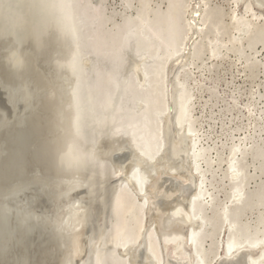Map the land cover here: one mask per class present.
I'll return each mask as SVG.
<instances>
[{
	"label": "bare ground",
	"instance_id": "1",
	"mask_svg": "<svg viewBox=\"0 0 264 264\" xmlns=\"http://www.w3.org/2000/svg\"><path fill=\"white\" fill-rule=\"evenodd\" d=\"M38 1L43 18L57 15L56 33L66 58L57 59L56 70L71 82L65 121L61 117L65 134L54 164L68 177V190L80 188L88 175L110 172L105 179L116 182L110 207L116 216L113 248L98 254L94 264H264V61L259 51L264 49V14L255 9L264 8V0H229V12L212 0H124L125 9L111 15L104 3L95 13L91 0ZM241 3L246 4L243 14L235 8ZM0 4L4 7L7 0ZM231 55L244 64L250 82L261 81L259 93L253 92L246 105L254 113L244 115L248 124L231 134L223 122L219 136L227 138L225 143L202 131L213 142L203 145L197 94L204 97L206 89L212 100L220 95L217 86L207 89L194 71L203 77L217 73V62ZM85 64L92 66L91 73ZM143 70L151 83L146 93ZM136 102L149 107L150 122L135 119ZM240 107L235 99L220 114L234 116ZM201 109L205 112L207 105ZM131 127L142 128L132 139ZM104 140L119 144L110 163L94 151ZM78 206V200L72 202L65 222L80 230L85 220ZM162 240L172 244L174 256L167 255ZM75 246L80 248L76 238Z\"/></svg>",
	"mask_w": 264,
	"mask_h": 264
},
{
	"label": "rangeland",
	"instance_id": "2",
	"mask_svg": "<svg viewBox=\"0 0 264 264\" xmlns=\"http://www.w3.org/2000/svg\"><path fill=\"white\" fill-rule=\"evenodd\" d=\"M35 1L33 0V4L31 0H7L5 8L0 6V14H2L0 15V264H94L98 254H108L113 248L115 239L113 223L116 222V216L110 207L115 205L113 191L116 189V182L113 179L107 180L111 177L110 172H108V176L106 174L104 177L97 176L99 179L102 178L103 183H100L101 180L98 182V178H95L96 175L94 178L91 177L92 179H88L90 177L88 175L87 178L83 177L81 180L80 188L68 190V177L63 175L54 164V159L57 156L55 151L61 145L60 140L64 138L65 134L62 126L65 125V105L68 102L66 94L70 93L67 88L71 82L66 75L60 74L58 68L56 70V67H59L57 59L66 58L64 57L66 50L60 44L61 39L56 33L59 29L57 15L48 19L43 18L44 14H41L44 13V7L40 6L41 3L38 0ZM212 1L214 4L227 8V12L233 7L229 0ZM102 3L106 6L104 7L107 8L108 15L116 10L120 12L125 9L124 0H91L92 10L98 13ZM39 8L40 10H38ZM235 8L239 14L246 12L245 3L235 6ZM255 9L264 14L263 7L255 5ZM59 10L54 9L58 14ZM48 20L49 24H46ZM225 20L228 22L229 18ZM262 20L264 22V18ZM54 28L56 29L54 30ZM261 48H259L260 59L264 61V49ZM55 64L57 65L55 66ZM217 65L218 72L212 75L207 73L203 77L194 71L196 78L206 85L207 89L217 86V92L220 95L216 102L215 99L210 98V93L206 89L202 91V93H206L204 97L197 94L196 117H204L202 120L203 129L200 134L203 145H213V142L202 137V131L204 134L209 132L214 137L213 140H218L221 138L223 122L226 124L225 129L226 132H229L228 134H231V131L239 126L245 128L248 120L244 115L254 113V111H247L246 105L253 92L258 94L260 91L258 86L261 81L259 80L258 84L250 82L245 74L244 64L239 63V60L232 55L230 59L221 63L217 62ZM89 66V64L84 65L87 74L93 70L92 66H90L91 68ZM87 69L91 70L87 71ZM66 80L68 81L66 82ZM260 92L264 93V90ZM235 99L241 105L240 111L234 115L237 123L228 125V121L234 116L228 114L225 117L220 113H225L229 109L228 107L235 105ZM204 103L207 105L205 112L201 109V106H206ZM213 114L218 117V119L215 117V121H211ZM217 135L218 137H216ZM226 139L223 137L224 143ZM109 141H102L94 150L97 155L99 152L100 159L102 157L100 161L107 162L109 160L108 163L111 162L110 158L113 160L115 156V146L119 145ZM219 145H222L221 141H219ZM89 174L91 175V173ZM76 200L80 204L78 208L84 215L85 224L86 208L88 209L89 228L86 245H83V239H78L79 234L85 229V224H82L78 230V228H70V220L65 222V217L70 218L69 211L72 202H76ZM62 204L66 205L65 208ZM111 212H113L114 218L111 216ZM74 238L81 248L82 245L86 247L84 255H82V252L85 251L84 247L81 250V255H77L80 248L78 249V246L74 248ZM110 240L112 242H108ZM89 241L92 242V246ZM162 242L166 247L167 255L174 256L172 244L165 243V240ZM105 245L106 249L103 248ZM88 246H90L89 250ZM94 247L96 251H93ZM110 247L111 250H108ZM72 252H76V254L72 256ZM92 255L95 256V259ZM74 258L77 259L75 262Z\"/></svg>",
	"mask_w": 264,
	"mask_h": 264
},
{
	"label": "water",
	"instance_id": "3",
	"mask_svg": "<svg viewBox=\"0 0 264 264\" xmlns=\"http://www.w3.org/2000/svg\"><path fill=\"white\" fill-rule=\"evenodd\" d=\"M134 40H136L135 38H133V40L132 41H134ZM137 56H139V58H140V60H142V62L143 61H145V59L144 58H142V57H140V55H137ZM146 63H151V64H155V61H152V60H149V59H147V61H146ZM149 65V64H148ZM142 74H143V78H144V80H145V82H146V85H145V89H144V92L146 93V91H148L149 90V88H150V84L151 83H149L150 82V79H149V75L143 70V72H142ZM148 89V90H147ZM174 107L176 108V106H175V104H174ZM133 108V110L135 111V113H134V116H135V119H137L138 121L140 120H142L140 117H142V118H144V117H146L147 119H148V121L150 120V115L148 114V111H149V107L146 105V104H144L143 102L142 103H138V102H136L135 103V106L134 107H132ZM173 113H174V115H176V109H175V111L173 110ZM150 122V121H149ZM131 128H133V127H131ZM151 128H152V125H151ZM129 130V133L131 134L130 136H131V139L133 138V137H137V134H139L140 132L139 131H142V128L140 129V130H138V129H136V128H133L132 130H130V129H128ZM138 131V132H137ZM151 131V130H150ZM151 133V132H150ZM136 186H137V184H136ZM138 188H139V185H138ZM61 226V225H60ZM63 227V226H62ZM88 228H89V221H88V209L86 208V225H85V229L79 234V236H78V239L80 240V239H83L82 241H83V245L85 244H87V235H88ZM77 239V240H78ZM81 247H80V249H79V251H78V253H77V255H81ZM146 249H144V251H145ZM80 252V253H79ZM195 253V252H194Z\"/></svg>",
	"mask_w": 264,
	"mask_h": 264
}]
</instances>
